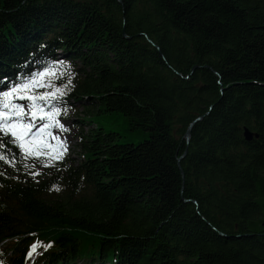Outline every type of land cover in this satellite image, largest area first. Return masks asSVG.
I'll return each instance as SVG.
<instances>
[{"label": "trees", "instance_id": "trees-1", "mask_svg": "<svg viewBox=\"0 0 264 264\" xmlns=\"http://www.w3.org/2000/svg\"><path fill=\"white\" fill-rule=\"evenodd\" d=\"M58 62L81 157L0 164V264H264V0H0V90Z\"/></svg>", "mask_w": 264, "mask_h": 264}, {"label": "snow or ice", "instance_id": "snow-or-ice-1", "mask_svg": "<svg viewBox=\"0 0 264 264\" xmlns=\"http://www.w3.org/2000/svg\"><path fill=\"white\" fill-rule=\"evenodd\" d=\"M63 62H58L42 71L33 73L19 83H13L7 90H0V164L15 168L22 160L38 161L42 167H56L68 152L66 140L54 130L67 131L61 122L62 99L70 90L72 79L58 86L55 81L65 76ZM7 78L0 79L5 83ZM43 89V91H40ZM66 115V110L64 113ZM52 141L56 143L53 144ZM15 148L18 151L14 152ZM35 168L36 164H24ZM33 179L42 175L40 171L29 173ZM0 175H3L0 172ZM59 191V187H55ZM53 245L48 243L45 250ZM29 257L37 252L38 244L30 246Z\"/></svg>", "mask_w": 264, "mask_h": 264}, {"label": "rangeland", "instance_id": "rangeland-1", "mask_svg": "<svg viewBox=\"0 0 264 264\" xmlns=\"http://www.w3.org/2000/svg\"><path fill=\"white\" fill-rule=\"evenodd\" d=\"M82 115V113H80ZM93 118L102 126H104L107 130H113L115 132H118L120 135H122L124 138L122 140H125L126 142H135L138 143L140 140H142V134L135 132L134 130H129V126L126 121V117L123 116L120 113H115L113 115H96L93 116ZM61 122L66 126L67 131L65 132H60L58 130H54L55 134L58 135L61 140H66L67 146H68V152L65 155V158L67 156H72L75 159L79 160L80 159V147L78 145L79 140H78V133L79 130L75 126V123L72 121H66L60 119ZM53 144H55V141H52ZM64 158V159H65ZM59 161L56 162V164ZM36 164V167L33 168H25V172L30 175L29 173L32 171H40L42 173L45 172H50L52 168H45L40 165L38 161H32V160H24V164Z\"/></svg>", "mask_w": 264, "mask_h": 264}, {"label": "water", "instance_id": "water-1", "mask_svg": "<svg viewBox=\"0 0 264 264\" xmlns=\"http://www.w3.org/2000/svg\"><path fill=\"white\" fill-rule=\"evenodd\" d=\"M122 1V0H119ZM203 117V116H202ZM202 117H198L197 119H195L187 128L186 132H185V139L187 140V142L190 141L191 139V130L193 128V126L195 125V123L200 120ZM244 136L245 139L248 141L253 140L254 138L259 137L258 133H255L254 131L250 130L249 128L245 127L244 128ZM186 154V153H185ZM183 158V157H182Z\"/></svg>", "mask_w": 264, "mask_h": 264}]
</instances>
